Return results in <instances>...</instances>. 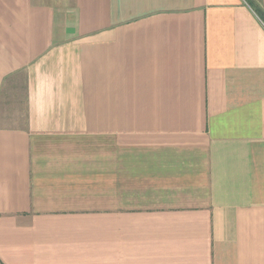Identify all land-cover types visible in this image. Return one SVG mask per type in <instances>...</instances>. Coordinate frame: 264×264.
Wrapping results in <instances>:
<instances>
[{"label": "crops", "instance_id": "1", "mask_svg": "<svg viewBox=\"0 0 264 264\" xmlns=\"http://www.w3.org/2000/svg\"><path fill=\"white\" fill-rule=\"evenodd\" d=\"M0 264H264V0H0Z\"/></svg>", "mask_w": 264, "mask_h": 264}]
</instances>
